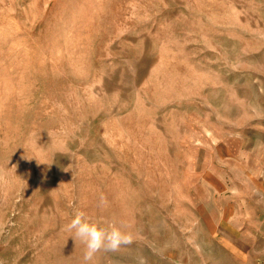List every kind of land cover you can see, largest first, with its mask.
Here are the masks:
<instances>
[{
    "label": "rangeland",
    "instance_id": "obj_1",
    "mask_svg": "<svg viewBox=\"0 0 264 264\" xmlns=\"http://www.w3.org/2000/svg\"><path fill=\"white\" fill-rule=\"evenodd\" d=\"M76 211L133 236L90 264H264V0H0V264H85Z\"/></svg>",
    "mask_w": 264,
    "mask_h": 264
},
{
    "label": "clouds",
    "instance_id": "obj_2",
    "mask_svg": "<svg viewBox=\"0 0 264 264\" xmlns=\"http://www.w3.org/2000/svg\"><path fill=\"white\" fill-rule=\"evenodd\" d=\"M101 200L104 202L103 197ZM67 230L74 231L75 237L85 245L83 257L85 264H90L101 250L115 252L122 245L133 242L132 234L121 231L114 224L101 227L100 222L92 220L83 211L75 212L67 225Z\"/></svg>",
    "mask_w": 264,
    "mask_h": 264
}]
</instances>
